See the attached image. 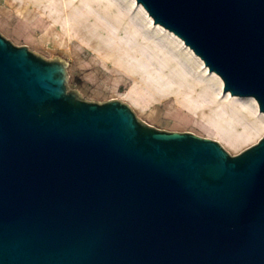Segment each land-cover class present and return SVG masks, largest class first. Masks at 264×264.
I'll return each mask as SVG.
<instances>
[{
  "label": "water",
  "instance_id": "obj_1",
  "mask_svg": "<svg viewBox=\"0 0 264 264\" xmlns=\"http://www.w3.org/2000/svg\"><path fill=\"white\" fill-rule=\"evenodd\" d=\"M264 114V0H135ZM0 34V264H264V133L229 154L84 99Z\"/></svg>",
  "mask_w": 264,
  "mask_h": 264
},
{
  "label": "rangeland",
  "instance_id": "obj_2",
  "mask_svg": "<svg viewBox=\"0 0 264 264\" xmlns=\"http://www.w3.org/2000/svg\"><path fill=\"white\" fill-rule=\"evenodd\" d=\"M155 25L131 0H0V34L65 61L84 99H119L147 124L214 139L229 154L255 143L264 133L255 100L222 92L220 78Z\"/></svg>",
  "mask_w": 264,
  "mask_h": 264
},
{
  "label": "bare ground",
  "instance_id": "obj_3",
  "mask_svg": "<svg viewBox=\"0 0 264 264\" xmlns=\"http://www.w3.org/2000/svg\"><path fill=\"white\" fill-rule=\"evenodd\" d=\"M131 3L135 6V7H137L141 12H142V14L144 15V17H145V19H146V21L150 24V25H155L152 21H151V18L147 15V13L144 11V9L139 5V4H137V3H135L134 2V0H131ZM155 27H157L158 29H160L162 32H167V33H169L183 48H185L188 52H189V54H191L192 56H194L193 55V53H192V51L189 49V48H187L184 44H183V42L176 36V35H174L173 33H171L170 31H168V30H166L165 28H163L162 26H160V25H158V24H156L155 25ZM199 64H200V66H201V68L206 72V73H208L209 74V71L207 70V68H206V66L204 65V64H202L201 63V61H199ZM228 98H229V101H228V103H230L231 105H239V106H241V104H243L244 102H245V100H244V98H240V97H231V96H229L228 95ZM254 105V107H255V104H253ZM258 112V111H257ZM260 114V113H259Z\"/></svg>",
  "mask_w": 264,
  "mask_h": 264
}]
</instances>
